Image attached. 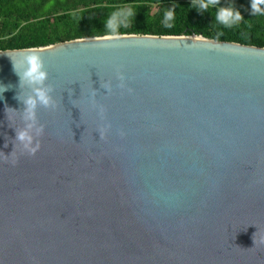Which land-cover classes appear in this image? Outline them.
<instances>
[{"label":"water","instance_id":"obj_1","mask_svg":"<svg viewBox=\"0 0 264 264\" xmlns=\"http://www.w3.org/2000/svg\"><path fill=\"white\" fill-rule=\"evenodd\" d=\"M0 89V264H264V48L0 51Z\"/></svg>","mask_w":264,"mask_h":264},{"label":"trees","instance_id":"obj_2","mask_svg":"<svg viewBox=\"0 0 264 264\" xmlns=\"http://www.w3.org/2000/svg\"><path fill=\"white\" fill-rule=\"evenodd\" d=\"M264 12V0H258ZM233 9L241 20L231 28L218 24L217 9ZM131 9L129 22L117 18ZM173 12L172 27L164 13ZM203 36L216 42L264 48V14H252L251 0H218L209 10L193 0H0V51L35 49L86 38L113 35Z\"/></svg>","mask_w":264,"mask_h":264},{"label":"clouds","instance_id":"obj_3","mask_svg":"<svg viewBox=\"0 0 264 264\" xmlns=\"http://www.w3.org/2000/svg\"><path fill=\"white\" fill-rule=\"evenodd\" d=\"M218 3V0H193V6L196 7L198 6L199 9L202 10H209L210 8L216 7ZM259 3L258 0H251V9H252V14L255 15L257 13L264 14L262 12L261 8L258 7ZM133 15L131 9H125L121 10L118 14H114L106 24L107 29H114L115 23L117 21L118 16L123 18L125 22H129L130 17ZM215 18L218 24L223 25L226 28H231L232 26L238 24L241 20V17L238 12L235 10L229 8V9H217ZM173 12L171 10H168L164 13V20H165V26L166 27H172V24L168 23V21H173ZM24 61H26L31 67L30 71H27L22 75V80H29L30 82H35V83H40L44 79V73L40 71L41 69V59L37 55H26L24 57ZM14 68H17V65H14ZM3 89H0L2 91ZM36 95L39 98V102L48 105L49 104V99L45 94V91H40L38 90ZM28 105V114L29 118L32 116V110L35 107V101L34 100H28L27 102ZM20 140L25 139V135L23 133L20 134L18 137ZM33 152L35 149L32 150Z\"/></svg>","mask_w":264,"mask_h":264}]
</instances>
